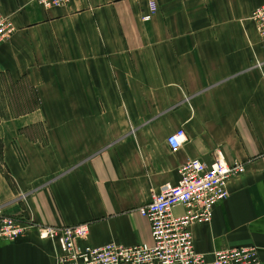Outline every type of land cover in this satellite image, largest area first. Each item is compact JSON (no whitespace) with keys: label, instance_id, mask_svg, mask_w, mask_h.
<instances>
[{"label":"crops","instance_id":"0c3cea01","mask_svg":"<svg viewBox=\"0 0 264 264\" xmlns=\"http://www.w3.org/2000/svg\"><path fill=\"white\" fill-rule=\"evenodd\" d=\"M0 0V209L43 225L89 224L86 244L151 241L137 208L178 169L221 151L244 173L195 248L254 245L264 264V0ZM187 140L171 150L168 135ZM178 207L176 213H182ZM34 230L0 241V264H55Z\"/></svg>","mask_w":264,"mask_h":264},{"label":"built area","instance_id":"2783aa9c","mask_svg":"<svg viewBox=\"0 0 264 264\" xmlns=\"http://www.w3.org/2000/svg\"><path fill=\"white\" fill-rule=\"evenodd\" d=\"M44 9L67 7L73 0H35ZM157 1L147 0L143 20L156 11ZM250 18L264 39V5ZM15 32L10 16L0 13V44ZM187 140L182 128L168 135L166 142L173 151ZM241 163H227L221 151L210 165L197 158L187 159L178 169L176 183H164L150 201L137 211L149 223L151 241L130 246L115 242L93 246L88 240L89 224L43 225L23 217L7 215L0 209V241L12 242L29 230L57 246L55 264H262L254 245L215 250L209 257L195 248L192 228L208 225L215 206L229 197L228 182L244 173ZM181 207L182 213L175 209Z\"/></svg>","mask_w":264,"mask_h":264}]
</instances>
